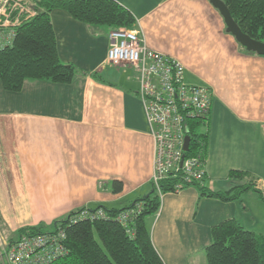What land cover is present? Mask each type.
Returning <instances> with one entry per match:
<instances>
[{
    "label": "crops",
    "instance_id": "crops-1",
    "mask_svg": "<svg viewBox=\"0 0 264 264\" xmlns=\"http://www.w3.org/2000/svg\"><path fill=\"white\" fill-rule=\"evenodd\" d=\"M130 10L147 45L186 67L212 102L206 132L205 184L229 188L232 169L250 171L264 193V55L227 32L210 0H115ZM62 62L77 68L70 83L26 80L9 91L0 80V235L51 226L88 207L124 209L152 186L155 143L134 68L108 61L106 26H90L63 9L51 12ZM122 183L121 191L114 182ZM223 181L227 182L225 185ZM236 219L264 234V200L202 196L195 186L161 196L150 222L165 264H206L212 228Z\"/></svg>",
    "mask_w": 264,
    "mask_h": 264
},
{
    "label": "trees",
    "instance_id": "trees-1",
    "mask_svg": "<svg viewBox=\"0 0 264 264\" xmlns=\"http://www.w3.org/2000/svg\"><path fill=\"white\" fill-rule=\"evenodd\" d=\"M223 1L243 32L264 41V0ZM55 9L66 10L90 26H106L110 31L121 27L137 28L133 13L115 0H38L36 15L20 24L14 44L0 49V80L6 90L20 91L29 79L56 83L73 81L77 68L62 62L58 55L51 21V12ZM203 125L204 120L188 123L190 151L187 156L201 154L206 157L208 135L200 130ZM205 179L186 182L179 172L163 179L159 189L152 183L147 195L124 209L101 206L110 219L68 224L67 216L55 220L51 226L23 227L14 236L19 238L64 228L68 253L52 264H165L153 245L150 222L160 210L161 196L174 192L179 183L184 188L197 187L202 196L224 201L241 200L248 191L256 192L264 200V193L250 171L230 170L229 188L220 191L208 188ZM121 189L122 183L114 182V190L118 192ZM138 203H142V207L129 224L128 228L133 231L130 233L116 218ZM212 237L213 242L206 248V264H264V234L247 229L238 220L229 219L217 224L212 228Z\"/></svg>",
    "mask_w": 264,
    "mask_h": 264
},
{
    "label": "built area",
    "instance_id": "built-area-1",
    "mask_svg": "<svg viewBox=\"0 0 264 264\" xmlns=\"http://www.w3.org/2000/svg\"><path fill=\"white\" fill-rule=\"evenodd\" d=\"M38 0H0V49L12 46L18 27L36 15ZM141 31L121 27L109 32L108 61L132 67L138 75V94L143 102L155 143L153 183L181 172L186 182L206 178L205 159L201 154L187 156L186 137L190 121L204 120L211 107L212 90L206 85L189 83L185 65L162 52L151 49ZM182 184L174 192L183 190ZM142 203L126 210L116 218L133 233L129 224L140 213ZM104 208L82 207L71 212L67 221L110 219ZM64 228L36 235H23L13 243L0 242V264H52L68 253ZM6 242V243H5ZM6 244V245H3Z\"/></svg>",
    "mask_w": 264,
    "mask_h": 264
},
{
    "label": "water",
    "instance_id": "water-1",
    "mask_svg": "<svg viewBox=\"0 0 264 264\" xmlns=\"http://www.w3.org/2000/svg\"><path fill=\"white\" fill-rule=\"evenodd\" d=\"M213 5L218 8L225 19L227 32L233 34L237 41L244 46L248 51H253L264 55V41L253 39L251 36L243 32L241 27L233 18L231 11L223 0H210ZM190 136L186 137L185 150H189Z\"/></svg>",
    "mask_w": 264,
    "mask_h": 264
},
{
    "label": "rangeland",
    "instance_id": "rangeland-1",
    "mask_svg": "<svg viewBox=\"0 0 264 264\" xmlns=\"http://www.w3.org/2000/svg\"><path fill=\"white\" fill-rule=\"evenodd\" d=\"M136 30H138V29H136ZM140 37H142L143 38V36H142V34H140ZM200 130H206V126L205 125H203L201 128H200ZM153 180V179H152ZM152 183H153V181H152ZM223 183L225 184V185H228V183L227 182H225V181H223ZM154 184V183H153ZM230 184V183H229ZM129 210V209H128ZM158 214V213H157ZM15 235V234H14ZM14 235H11V236H9V239L8 240H5L4 238H2V235H0V242H2V241H6L7 243H13V242H15L18 238L16 237V236H14ZM11 238H14V241H11ZM5 242V243H6ZM3 245H6V244H3ZM0 246H2V244H0Z\"/></svg>",
    "mask_w": 264,
    "mask_h": 264
}]
</instances>
